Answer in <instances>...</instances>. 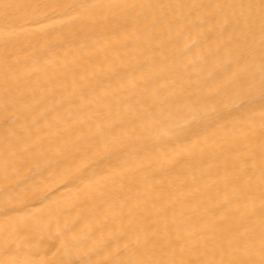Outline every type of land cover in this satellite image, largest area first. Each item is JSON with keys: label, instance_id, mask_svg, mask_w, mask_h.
Wrapping results in <instances>:
<instances>
[{"label": "bare ground", "instance_id": "6f19581e", "mask_svg": "<svg viewBox=\"0 0 264 264\" xmlns=\"http://www.w3.org/2000/svg\"><path fill=\"white\" fill-rule=\"evenodd\" d=\"M264 0H0V264H264Z\"/></svg>", "mask_w": 264, "mask_h": 264}, {"label": "snow or ice", "instance_id": "6c2138e0", "mask_svg": "<svg viewBox=\"0 0 264 264\" xmlns=\"http://www.w3.org/2000/svg\"><path fill=\"white\" fill-rule=\"evenodd\" d=\"M262 87H264V80H262Z\"/></svg>", "mask_w": 264, "mask_h": 264}]
</instances>
